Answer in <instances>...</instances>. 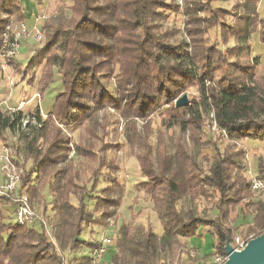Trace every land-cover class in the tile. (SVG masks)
<instances>
[{
  "label": "trees",
  "instance_id": "trees-1",
  "mask_svg": "<svg viewBox=\"0 0 264 264\" xmlns=\"http://www.w3.org/2000/svg\"><path fill=\"white\" fill-rule=\"evenodd\" d=\"M31 1L39 5L43 0ZM228 1L183 0L180 6L176 0H72L69 17L63 11L39 22L45 41L35 48L21 76L41 68V91L59 83L58 92L45 118L38 106L31 112L0 111V138L5 142L6 136H16L13 152L19 164L20 157L27 164L20 186L27 187L32 207L42 201V187H48L51 214L42 201L40 217L50 235L41 225L38 231L19 224L13 202L0 196V264H103L92 256L100 238L82 240L81 235L94 226L108 229V220L120 206L119 168L113 162L120 144L101 141L95 151L86 141L71 142L58 125L66 132L84 124L95 129L97 115L106 109L125 120L169 109L163 127L178 129L191 145L158 139L155 149L150 142L138 146L146 176L143 191L162 234L158 236L150 223L111 226L115 254L108 263L157 264L176 251L179 260L181 255L190 257L187 240L204 227L214 238L215 253L222 256L225 243L234 245L239 233L250 236L246 244L264 233V202L254 200L258 195L241 175L244 151L234 142L264 147V89L255 75L260 58L251 55L249 44L252 35L264 44V20L257 14L260 0H242L230 10L213 6ZM180 8L186 18L184 33L164 28ZM23 10L20 0H0V47L12 18L24 20ZM226 13L233 16L231 26L225 24ZM211 32L214 38L205 44L204 35ZM230 39L234 45H228ZM228 56L234 60L228 61ZM14 61L11 65L18 69ZM104 76L115 77L112 90ZM190 88L197 98L177 108L175 102ZM208 121L220 137L232 142L223 154L215 150V140L201 143ZM90 135L91 141L98 138L95 132ZM204 148L215 152L206 170L200 167L206 161ZM256 173L264 180L262 158ZM203 199L210 204L207 210L197 206ZM181 201L185 206L180 208Z\"/></svg>",
  "mask_w": 264,
  "mask_h": 264
},
{
  "label": "rangeland",
  "instance_id": "rangeland-1",
  "mask_svg": "<svg viewBox=\"0 0 264 264\" xmlns=\"http://www.w3.org/2000/svg\"><path fill=\"white\" fill-rule=\"evenodd\" d=\"M30 2V7L28 6V10H26V17H24V22H14L16 18H12L11 20L14 25H18L21 23H24L27 26V29L29 30V33L21 42L18 56L16 57V60L14 61V65L18 69H15V67L12 70V74L15 77L16 84L13 89H9L6 87L3 83L0 86V101L3 99H6L8 97V94L10 96L8 97V104L12 107H16L19 102H23L24 104L21 107V110H24V112H31L33 111L35 106H38L42 111V118H45V111H48L52 108L53 105V99L58 92L59 83H51L46 89L43 88L45 91H41V85L39 83L40 74H41V68H38L37 71L31 73H26L24 76H21L20 70H25V66L34 52L35 48H40L44 44V32L42 31L40 27V23L48 20V19H54L56 16L61 14V12H65L66 16H70V7L72 4V0H43L41 4L37 5L36 3ZM178 3V1L176 0ZM180 6H182L183 0L180 1ZM241 3L242 0H231L228 2H223L221 4L214 3V7H222L227 10H230L232 5L235 3ZM27 7V6H26ZM31 7H34L32 10ZM183 8V7H181ZM179 10V12L176 15H172L163 23L164 28L167 29H176L182 31L184 33L185 26V20L186 18L182 15V10ZM257 14L260 19L264 20V0H260L257 4ZM25 11V9L23 10ZM234 12V11H233ZM32 13V15H31ZM227 15V16H226ZM224 15L226 26H231L233 24V16L231 14ZM226 16V17H225ZM34 21L31 25H27L26 18H31ZM31 19V20H32ZM42 20V21H41ZM224 20V19H223ZM17 21V20H16ZM40 22V23H39ZM231 24V25H229ZM226 26H223V30H226ZM34 28L39 30L43 36V39L40 42H35L33 40L34 36ZM229 31V30H228ZM226 32V31H225ZM213 32L206 33L204 35L205 41H203L205 44H210L209 40H213ZM257 35H252L249 44L251 46V55L252 56H259L260 58V64L255 69V75L259 78L258 82L260 83L261 87L264 89V80L260 79L264 77V44H260L257 40ZM228 45H234L233 40H229ZM228 61L234 60L233 57L228 56ZM226 66L227 64H224ZM227 70L230 71V69L227 68ZM102 80L105 85H107L108 88L111 90L116 84L115 77L109 76V77H102ZM58 81V79H57ZM56 81V82H57ZM35 93L39 94L40 100L34 99L31 103H28V99L33 97ZM183 95H186L188 98V101L191 102L192 99L195 97L197 98L198 94L196 93L194 88H190L186 93ZM181 95V96H183ZM180 96V97H181ZM179 97V98H180ZM178 98V99H179ZM189 105V103H188ZM0 111L3 112L2 108L0 107ZM171 113L169 109H156L154 112L148 114L145 119L137 120V119H123L119 117V115L114 112L113 109H106L104 111H101L97 117L95 123V129H91L90 125L84 124L80 128L72 131V132H66L61 125H58L60 129L65 133L69 138L70 141L75 143H83L88 142L90 143L95 151H97L101 146V141L103 142H110V143H116L118 142L120 144V148L116 151L115 159L113 160L114 164H117V167L119 168L118 172L116 173V180L120 185V190L122 191L121 196V202L120 206L117 207L114 211V214L110 217L108 220L107 226L108 229H105L103 227L94 226L92 230H86L82 233L81 239L86 240L88 238H92L94 240H98L103 234L109 239L114 237L113 234V228H110L111 226H119L121 223L131 226H146L148 223L151 224V227L153 231L160 236L162 234V227L159 221L157 220L154 212V208L150 200L145 196L143 191V184L146 181V176L143 175L141 172L140 162L138 158L140 157V153L142 151L138 148L139 147H146L147 143H151L153 149H155L156 145L158 144L157 141L163 140V142L168 141L169 139L172 141L184 142L187 146H191L187 141V136H183L180 134L178 129H166L163 127V120L168 117V115ZM91 132H95L98 135V138H93L94 141H91L90 135ZM221 134L218 132L217 128L213 123L208 121V125L203 129V135H202V144H206L209 142H212L215 140V146L216 151L219 154H223L224 149L227 145L231 144L232 142L226 138L220 137ZM221 138V139H220ZM16 136L8 135L5 138V142L0 138V143L3 145L12 148V144L15 142ZM145 142V143H144ZM236 142V148H240L244 151V161H245V170L242 172L241 175H243L246 180L250 179V176L257 175L256 173V166L258 162V158L264 159V147L259 142H245L244 140L234 141ZM160 146V145H159ZM163 146V145H162ZM161 146V147H162ZM139 149V150H138ZM160 149V148H159ZM234 150V149H233ZM13 151V148H12ZM113 151L109 153L111 155ZM214 150L210 148H204L203 154H206V161L201 162V169L206 170L208 164L212 162V155L214 154ZM19 159V158H18ZM20 165L22 166L23 170L25 171L27 168L26 162H24V158L20 157L19 159ZM3 177L1 175V167H0V185H2ZM40 194L42 196V201L47 206V215H50V201L51 197L48 191L47 186H43ZM255 201L264 202V198H260L255 195L254 197ZM41 198L36 200L34 203V210L36 214L41 216L42 213V202ZM207 201L203 199L202 201L197 202V206H199L201 209L207 210L210 206L209 203H206ZM185 206V202L181 201L179 203V207ZM13 210L10 211V215L13 221ZM248 221V220H247ZM246 224L244 223L243 229L246 228ZM34 228L38 231H41V228L39 226V223H36L34 225ZM90 232L91 235H90ZM243 231V234L238 235V237L242 240H244L247 237H250L249 235H246ZM198 236L194 237L192 239L187 240L189 245H192L194 247H197L198 243ZM200 250L192 249L188 247L191 252L190 257H186L184 255H181V260H179V251H176L173 255L174 256H166L162 257V260L160 262H157V264H211V262L203 261L202 257H212L215 253L214 251V238L210 233H207L206 236L200 239ZM232 247V246H231ZM233 248V247H232ZM107 253L104 254L102 263L103 264H110L108 263L111 259L110 252L114 251L115 249L109 245L106 248ZM64 256H66L65 252L62 253Z\"/></svg>",
  "mask_w": 264,
  "mask_h": 264
},
{
  "label": "built area",
  "instance_id": "built-area-1",
  "mask_svg": "<svg viewBox=\"0 0 264 264\" xmlns=\"http://www.w3.org/2000/svg\"><path fill=\"white\" fill-rule=\"evenodd\" d=\"M181 3V0H177ZM33 40L40 42L43 39L41 32L34 28ZM29 30L24 23L14 25L10 22L3 34L0 47V72L2 74V80L0 86L3 83L10 90L14 88L16 84L15 77L11 73L13 67L11 63L16 60L21 42L26 39ZM10 94H8V97ZM8 97L3 102H0V107L3 112L20 110L23 102H19L16 107L8 105ZM34 99L40 100L38 94L34 95L28 103H31ZM2 112V111H1ZM42 115V113H41ZM43 116V115H42ZM26 123V122H25ZM73 153H70V156ZM0 167L1 175L3 177L2 185H0V196L11 200L15 206L14 216L16 221L27 227H34L36 223H39L43 227V230L47 236L50 235L49 226L45 219L36 214L34 208L29 203V198L26 193L27 187L21 188V176L23 174L22 166L17 162V158L12 151V148L7 147L0 143ZM249 184L251 191L257 194L259 197L264 198V180L259 179L255 175L250 176ZM100 248L95 250L92 254L96 262H101L106 248L111 244V240L105 235H102L99 239ZM234 250L241 251L246 246V241L240 239L238 236L234 240V245H231ZM193 253V252H191ZM190 253V254H191ZM227 260L226 256L214 253L211 259V264H224Z\"/></svg>",
  "mask_w": 264,
  "mask_h": 264
},
{
  "label": "water",
  "instance_id": "water-1",
  "mask_svg": "<svg viewBox=\"0 0 264 264\" xmlns=\"http://www.w3.org/2000/svg\"><path fill=\"white\" fill-rule=\"evenodd\" d=\"M189 101L186 95L181 96L176 102L177 108L186 107ZM224 253L227 258L224 264H264V233L248 241L241 251L234 250L226 242Z\"/></svg>",
  "mask_w": 264,
  "mask_h": 264
},
{
  "label": "crops",
  "instance_id": "crops-1",
  "mask_svg": "<svg viewBox=\"0 0 264 264\" xmlns=\"http://www.w3.org/2000/svg\"><path fill=\"white\" fill-rule=\"evenodd\" d=\"M21 1V3H22V7L25 9V11H24V17H26V10H28L29 11V9H28V5H29V7L31 6L30 5V2H29V0H20ZM27 6V7H26ZM34 7H31V9L30 10H32ZM31 15H32V13H31ZM32 19V17L31 18H29V20H28V18H26V20L25 21H27V25L29 24V25H31L32 24V22L34 23V21L35 20H31ZM35 95H36V93H35ZM34 96V95H33ZM32 98V97H31ZM31 98H29V99H31ZM4 100H6V99H3L2 101H0V102H3ZM22 102V101H21ZM3 181V180H2ZM207 233H208V228H206V227H204V228H201L200 230H199V232H198V238H199V240H198V245H197V247H194V246H192V245H189L188 244V247H190V248H192V249H197V250H200L199 248V246H200V239L201 238H203L204 236H206L207 235ZM108 252V251H107ZM106 252V253H107ZM105 253V254H106ZM110 255H111V257L114 255V251H112V252H110ZM103 260V259H102ZM110 262V261H109Z\"/></svg>",
  "mask_w": 264,
  "mask_h": 264
},
{
  "label": "bare ground",
  "instance_id": "bare-ground-1",
  "mask_svg": "<svg viewBox=\"0 0 264 264\" xmlns=\"http://www.w3.org/2000/svg\"><path fill=\"white\" fill-rule=\"evenodd\" d=\"M9 105V104H8Z\"/></svg>",
  "mask_w": 264,
  "mask_h": 264
}]
</instances>
